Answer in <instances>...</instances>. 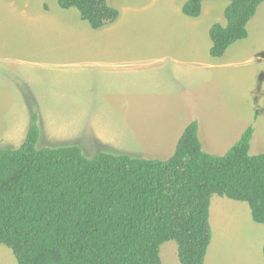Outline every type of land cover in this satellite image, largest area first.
<instances>
[{
  "label": "rangeland",
  "instance_id": "374dc122",
  "mask_svg": "<svg viewBox=\"0 0 264 264\" xmlns=\"http://www.w3.org/2000/svg\"><path fill=\"white\" fill-rule=\"evenodd\" d=\"M116 23L93 30L58 0H0V150L17 149L39 116L37 149L80 146L167 160L199 123L203 149L224 156L254 127L250 155L264 153V3L248 38L210 56L209 30L226 25L227 1L107 0ZM205 264H264V225L250 208L214 195ZM162 264H180L174 241ZM0 264H17L0 246Z\"/></svg>",
  "mask_w": 264,
  "mask_h": 264
},
{
  "label": "trees",
  "instance_id": "16d2710c",
  "mask_svg": "<svg viewBox=\"0 0 264 264\" xmlns=\"http://www.w3.org/2000/svg\"><path fill=\"white\" fill-rule=\"evenodd\" d=\"M227 1L226 25L209 31L210 56L248 38L264 0H188L182 13L197 19L204 2ZM93 30L116 23L107 0H58ZM39 116L17 149L0 150V246L17 264H162L174 241L180 264H205L212 240L214 195L249 206L264 225V153L250 155L249 127L224 156L207 153L193 121L167 160L99 152L78 145L37 149ZM264 255V247H263Z\"/></svg>",
  "mask_w": 264,
  "mask_h": 264
},
{
  "label": "crops",
  "instance_id": "0c3cea01",
  "mask_svg": "<svg viewBox=\"0 0 264 264\" xmlns=\"http://www.w3.org/2000/svg\"><path fill=\"white\" fill-rule=\"evenodd\" d=\"M210 31V30H209Z\"/></svg>",
  "mask_w": 264,
  "mask_h": 264
}]
</instances>
